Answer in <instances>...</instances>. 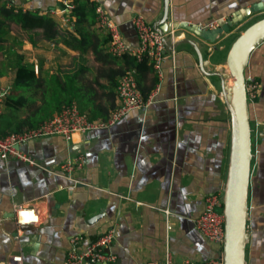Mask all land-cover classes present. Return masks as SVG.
<instances>
[{
  "label": "crops",
  "instance_id": "crops-1",
  "mask_svg": "<svg viewBox=\"0 0 264 264\" xmlns=\"http://www.w3.org/2000/svg\"><path fill=\"white\" fill-rule=\"evenodd\" d=\"M100 2L111 19L121 24L124 39L132 47L139 45L131 22L135 15H142L152 25L164 16L165 0ZM259 2L264 3V0H170V24L222 20L225 33L209 45L211 51L206 47L202 51L205 72L213 67L225 69L234 42L264 11L245 18L230 31H226L227 23ZM13 4L30 11L26 2ZM61 5L58 0V7L54 10L61 11ZM48 12L41 11V14ZM185 33L180 30V39L185 35L195 39ZM33 49L28 43L24 47L25 52ZM52 49L59 51L60 65L54 62V67H46L44 61L42 65L37 63L52 72H56L59 66H69L79 56L78 52L62 45L43 43L36 48ZM171 54L176 64L173 65L170 59L165 61L161 90L142 111L131 112L115 125L91 131L71 142L55 136L24 146L23 153L50 170H56L65 161L83 154L85 165L73 177L84 185L71 190L69 181L45 173L43 168L45 174L31 168L33 171L20 176L24 167L12 166L15 181L22 190L18 201L29 197L32 201L28 207L39 211L41 224L37 228L44 231L41 246L52 248L53 258L60 252L57 247L69 249L73 237L82 236L83 244L87 246L113 227L116 239L111 253L116 260L102 264H162L167 248L171 250L174 264L222 256L221 246L201 236L192 221L203 212L207 195L224 192L231 148L230 117L220 81L210 83L196 51L184 45ZM50 58L46 60L48 64ZM88 58L91 69L96 70L100 64L94 62L92 54ZM246 77H252L262 85L260 97L249 104L254 159L246 258L247 264H264V44L252 54ZM86 80H89L86 85H93L92 78ZM10 81L7 76L0 77V85ZM10 84L13 87V79ZM95 102L103 106L99 98ZM17 116L15 120L25 119L28 110ZM13 161L16 160L8 162L14 164ZM0 172H6L10 185L9 171L1 169ZM4 198L9 199L0 192L1 207L6 205L2 203ZM165 210L171 213L170 233L163 213ZM96 215H103V219L94 226L88 225L86 221ZM168 236L174 239L169 245ZM17 246L18 242L14 243L7 238L5 231H0V263L10 252L15 253ZM60 253L62 263L65 251ZM31 259L37 261L35 257Z\"/></svg>",
  "mask_w": 264,
  "mask_h": 264
},
{
  "label": "trees",
  "instance_id": "trees-1",
  "mask_svg": "<svg viewBox=\"0 0 264 264\" xmlns=\"http://www.w3.org/2000/svg\"><path fill=\"white\" fill-rule=\"evenodd\" d=\"M0 3V77L13 73V92L4 105L0 121V137L38 127L60 112L64 105L77 103L90 119H107L116 109L118 78L128 70L136 71L138 88L146 100L158 83L153 63L148 58L138 61L124 54L113 57L109 52L110 36L97 27L96 4L90 0H75L74 8L65 16L71 26L49 14L16 10ZM63 10V6H60ZM72 27V28H70ZM39 48L48 43L65 46L78 52L69 66H59L56 72L40 66L35 73L33 64L25 62L26 44ZM92 54L99 67L91 69L88 56ZM87 78L92 84L86 85ZM99 98L103 106L97 105ZM23 120H15L27 112Z\"/></svg>",
  "mask_w": 264,
  "mask_h": 264
},
{
  "label": "built area",
  "instance_id": "built-area-1",
  "mask_svg": "<svg viewBox=\"0 0 264 264\" xmlns=\"http://www.w3.org/2000/svg\"><path fill=\"white\" fill-rule=\"evenodd\" d=\"M7 2L8 7H14L16 10L29 11L21 5L13 4L8 0H0V3ZM96 4V20L97 27L108 34L111 38L109 43V52L113 57H122L124 54H129L135 57L138 61L144 58L150 59L153 63L154 71L158 77V83L149 97L145 100L143 94L138 88L136 81V71L128 70L124 75L118 78V85L116 89L117 107L109 113L107 119L99 118L96 120L90 119L87 114L81 112L77 103L73 102L64 105L60 112L47 119L38 127L24 129L19 133H11L6 137H0V159L9 161L16 160L30 166H37L43 168L45 172L53 176L61 177L70 182V189L73 190L77 186L84 185L81 181L73 177L76 172H80L85 165V157L80 154L75 159H69L62 163L56 170H50L41 166L38 161L25 154L20 150V147L29 143L41 141L45 138L61 136L67 141L71 142L77 138L87 135L91 131H98L107 129L126 117L129 113L135 111H142L150 103H152L161 90V83L163 81V65L165 61L171 60L175 65L174 55L167 50L166 40L175 44L180 29L173 26L163 33L157 32L153 25L150 24L142 15H135L131 20L134 29L136 30L139 45L132 47L127 44L124 39L121 25L114 22L109 16L108 12L103 8L100 0H90ZM63 10H51L46 14L51 16H58L65 27H69L71 19L65 14L70 13L74 8L75 0H61ZM41 14V12H40ZM203 30L216 31L222 27V20H214L209 23L197 24ZM71 26V25H70ZM71 28V27H70ZM35 73L38 75L40 66H34ZM247 95L249 103H254L260 97L262 85L255 81L252 77H247ZM13 92L12 84L0 85V121L4 113V105L9 96ZM223 194L211 193L205 197V206L201 215L193 219L195 229L205 239L216 245L224 248L225 244V215L223 205ZM164 216L166 218L168 232H171V224L169 217L171 215L169 210H165ZM23 219V220H22ZM27 219L30 223H24ZM15 222L18 226L31 225L39 226L41 215L35 207L16 208ZM35 221L37 224H32ZM116 239L115 228H109L103 234L98 236L94 241H90L87 246L83 244L84 238L82 236L73 237L70 240L71 249L67 253L64 264H102L115 262L116 257L111 253V247ZM173 237L168 236L167 244L173 241ZM223 255V251H222ZM13 264H23V258L15 256ZM157 264V263H149ZM162 264H174L171 250L167 248L166 256ZM183 264H225L223 256L217 259H210L206 261L187 260Z\"/></svg>",
  "mask_w": 264,
  "mask_h": 264
},
{
  "label": "water",
  "instance_id": "water-1",
  "mask_svg": "<svg viewBox=\"0 0 264 264\" xmlns=\"http://www.w3.org/2000/svg\"><path fill=\"white\" fill-rule=\"evenodd\" d=\"M8 1L13 3H17L18 1L26 2L30 5L31 12H47L58 7V0ZM169 2L170 0H165L163 18L153 24V28L159 33H163L173 26L170 24ZM262 11H264L263 2L252 5L251 9H247L245 13H241L236 19L229 21L226 31H230L234 25L241 23L245 18ZM174 27L192 35L196 40L189 39L185 37L186 35L180 39L181 35L179 34L175 44L166 40L167 50L173 52L184 45L192 47L198 54L201 67L210 83L215 84L217 80L221 83L222 96L231 124L230 160L223 197L226 238L222 256L225 264H247L249 190L254 153L246 71L252 54L264 44V18L249 26L234 42L227 56L225 69L223 67H213L208 72H205L204 64L206 63L202 49L206 47L211 51L209 45L215 43L217 37L225 33V29L222 28L223 26L213 32L203 30L197 24L189 22L176 23ZM230 79L233 80L231 86H229ZM23 148L24 146L20 147V150H23ZM9 163L0 159V170H8L10 174L8 177H11V184L8 185L6 172H0V192L9 198H4L2 203L6 205L0 206V231H5L7 238H11L14 243L18 242V246L15 253L10 252L7 255V259L1 261L0 264H13V258L16 255H22L23 264H64L71 245L69 249L57 247V250H60V252L65 251L63 256L64 261L61 263L59 261L60 252L56 253L53 258L54 250L50 247L41 246L44 240L43 230L31 225L18 226L14 220L16 208L18 206L27 208L28 203L32 200L28 197L26 198L27 200L21 199V201H18L22 190L20 185L15 181L12 166L19 164L24 167V170L21 169V172H19L20 176L22 174L26 176V171L29 173L33 171L31 168L43 174L46 172L42 168L37 166L32 167L20 161H13L14 164ZM102 219L103 215H96L86 222L88 225L94 226ZM48 225H50V221ZM31 257L37 258V261H33Z\"/></svg>",
  "mask_w": 264,
  "mask_h": 264
},
{
  "label": "rangeland",
  "instance_id": "rangeland-1",
  "mask_svg": "<svg viewBox=\"0 0 264 264\" xmlns=\"http://www.w3.org/2000/svg\"><path fill=\"white\" fill-rule=\"evenodd\" d=\"M264 18V14H261L259 16H257L256 18H254L251 22V24H253L254 22L260 20ZM248 24V23H247ZM23 52H24V55H25V62L29 63V64H33V68L34 66L39 63L40 65H42V62L44 61V65L46 67H54V62L56 63V65H60L61 61L59 60V56L57 57L58 55V52L56 49H52L51 51H44V50H36V49H33V50H29V51H26L23 49ZM49 57H51V62L48 64L47 63V59ZM13 73L12 71H10L9 73H7V80L8 81H12L13 79ZM10 81V82H11ZM10 82H6V84H10Z\"/></svg>",
  "mask_w": 264,
  "mask_h": 264
},
{
  "label": "bare ground",
  "instance_id": "bare-ground-1",
  "mask_svg": "<svg viewBox=\"0 0 264 264\" xmlns=\"http://www.w3.org/2000/svg\"><path fill=\"white\" fill-rule=\"evenodd\" d=\"M228 73H229V72H228ZM232 84H233V80L230 79V80H229V86H231ZM22 220H23V219H22ZM25 221H26V223H30L27 219H25L24 222H25ZM32 224H37V223H35V221H33ZM38 224H41L40 220H39Z\"/></svg>",
  "mask_w": 264,
  "mask_h": 264
}]
</instances>
